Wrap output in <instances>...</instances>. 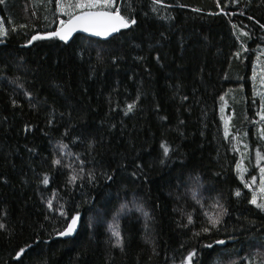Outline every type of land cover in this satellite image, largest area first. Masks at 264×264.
<instances>
[{
  "label": "trees",
  "instance_id": "16d2710c",
  "mask_svg": "<svg viewBox=\"0 0 264 264\" xmlns=\"http://www.w3.org/2000/svg\"><path fill=\"white\" fill-rule=\"evenodd\" d=\"M132 3L137 23L122 29L123 35L108 40L75 35L68 44L50 39L35 41L28 48L21 45L32 34L59 25V19L53 17L55 0H51V10L48 0H6V6L0 5V23L8 31L5 43L0 44V68H6V78L0 82V211H6L9 224L8 232L0 233V264H17L11 257L26 244L32 248L23 264H173V260L179 264L181 256L192 248L198 250L194 257L197 264H264V238L257 232V228L264 231V216H258L247 203L251 192L244 188L236 170L240 161L247 169L246 180L252 175L259 177L254 152L264 155V141L258 138L264 129L256 115L259 97L254 108L251 80L254 65L257 73L264 70V34L259 24L247 18L252 15L264 23V0H251V7L249 0H239L237 5L230 0H161L158 13L151 11V0ZM193 8L200 11L193 12ZM241 32L251 35L242 36ZM241 44L248 51H243ZM237 51L239 59L233 55ZM98 52L102 62L97 61ZM113 55L121 57L117 66L111 63ZM137 56L145 59L138 62ZM21 61L23 67L18 68ZM14 75L23 77L26 87L38 90L55 108L54 127L46 126L49 112L44 108L33 110L27 101L22 107H12L15 93L8 80ZM138 86L144 95L134 114L109 113V100L113 107L118 104L123 108L135 99ZM256 90L264 91L259 76ZM182 95L188 100L182 102ZM221 95H225L224 101L219 99ZM15 98L23 100L22 95ZM160 116L167 119L161 121ZM178 119L185 124L178 126ZM225 122L230 135L241 140L236 144L239 151L225 141ZM25 125H31V131L26 132ZM75 136H81L83 142L73 143ZM89 139L96 142L94 150L88 148ZM60 140L85 160L99 161L94 188L87 184L66 187L68 169L52 168L54 145ZM161 140L177 149L166 166L158 163ZM28 147H34L36 153L30 154ZM63 159L70 163L73 157ZM122 160L127 161L129 171L134 161L141 162L149 183L143 184V177L132 183L128 172L117 167ZM102 167L110 173L116 170L115 182L105 183L100 178ZM45 173L49 174L47 187L40 183ZM197 180L204 211H216L210 207L213 198L224 197L221 203L230 212L225 217L227 231L222 227L211 235L193 236L205 220L200 205L189 194ZM258 185L257 179L253 187ZM237 189L240 198L231 196ZM48 198L54 204H64L66 217L47 211L42 200ZM133 199L151 217L153 244L144 242L145 219L133 211L121 215L124 249H114L108 224L120 205ZM77 211L80 219L75 235L57 237L54 229L66 228ZM187 213L192 214L193 224L179 227L178 222L187 223ZM46 214L50 219H44ZM216 239L225 240V245L202 247Z\"/></svg>",
  "mask_w": 264,
  "mask_h": 264
},
{
  "label": "snow or ice",
  "instance_id": "6c2138e0",
  "mask_svg": "<svg viewBox=\"0 0 264 264\" xmlns=\"http://www.w3.org/2000/svg\"><path fill=\"white\" fill-rule=\"evenodd\" d=\"M232 5H237L239 0H230ZM0 5L6 6V0H0ZM49 10H51V0H48ZM161 5V0H151V11L159 12L160 8L157 7ZM125 6L127 14H125ZM163 7H169V5H162ZM178 7H183V5H176ZM249 7H251V0H249ZM217 7H220L217 4ZM228 7V5H225ZM136 7L132 3V0H120L119 3L116 0H55V11L53 13L54 19H59V25L55 27L52 31H47L45 33L36 32L32 34L30 39H27L26 43L22 44V48H28L29 46H34L35 41L40 40H50L55 39L63 42L64 44H68L70 38L72 37L73 33L80 31L83 33H87L90 36L98 37L102 39H109L115 38L113 34H120L123 35L122 29H130L133 25L137 23L135 18ZM193 12H199L200 9L193 8ZM209 15H216L214 12L208 13ZM35 15V13H33ZM230 15V13H229ZM241 15H244L241 12ZM60 17H67V19H62ZM159 19H170L171 17H164L159 16ZM248 20L253 21L254 23L259 24V28L261 33L264 34V23H260L259 21L255 20L252 15H249ZM20 27H26L25 25H21ZM236 26L233 25V28ZM247 27V26H246ZM12 31H16L15 28ZM8 35V31L5 29L4 25L0 23V44L5 43V38ZM235 35V33H234ZM240 35H251L247 32H241ZM163 36V33H161ZM264 38V36H262ZM135 47H139V45H135ZM241 49L243 51H248V49L241 44ZM79 55V53H77ZM236 58H240V51H237L233 54ZM121 57L117 55H113L111 58V63L113 66H117ZM135 59L139 61H143L145 57L137 56ZM157 63L160 62V57L156 56L154 58ZM97 61L102 62L103 57L98 52L97 53ZM18 68L23 67V61H21L18 65ZM6 68H0V82H2L5 77ZM146 72H149L148 68H145ZM257 76H259V83L262 88H264V70H261L259 73L256 71V65L253 66L251 80L253 81V100L252 106L257 108V101L256 97H259L258 103V111L256 115L259 116V120L262 124V129H264V91H257L256 90V80ZM227 78V77H225ZM129 79L131 80L132 77L130 76ZM8 83L13 86L15 95H22L23 100L18 101L15 98V95L11 97V105L13 108L22 107L23 102L27 101L29 107L33 110H39L44 108L46 111L49 112L48 119H47V127L51 128L54 127L56 124L55 120V108L48 102L46 98H41L39 95L38 90L30 89L26 87L24 83V78L19 75H14L13 78L8 80ZM115 91V89H114ZM144 93L141 90V87H137V94L134 100L125 104L123 108L117 104L115 107L112 106V101L109 100V113L121 111L123 116L127 117L131 114H134V111L137 109V104L141 100ZM226 95V94H225ZM225 95H221L219 99L221 101L225 100ZM188 97L186 95L181 96V101H187ZM187 110V109H186ZM155 111L159 112L158 105L155 107ZM223 111V109H221ZM61 115H63L61 113ZM159 119L161 121L166 120L167 118L164 116H160ZM185 121L182 119H178V126L184 125ZM112 128H115V124H112ZM31 125H25V131H31ZM179 131V127L175 129ZM69 129H65L63 135H68ZM47 135V133H44ZM204 133L201 132V135ZM224 138L225 141L232 144V150L239 151L236 147V144L241 143V140L238 139V135H230L229 132V125L225 122L224 125ZM179 135L184 137V132L179 131ZM244 137H247V132L243 134ZM259 140L264 141V130L259 132ZM76 142H83L81 136H75L73 138V143ZM235 142V143H233ZM88 148L90 150L95 149V141L93 139H89L87 141ZM245 148H248V144H244ZM160 154L158 156V163L161 166H166L168 161L173 158V153L177 151L176 148H173L172 145L167 140H161L159 144ZM147 150V149H144ZM27 151L30 154H35L36 149L34 147H28ZM88 155H91V151L88 152ZM243 155V153H241ZM71 156L73 160L70 163H65L64 157ZM264 160V155L261 154L260 151H256V167L259 171V177L256 175H252L250 179L246 180L244 178V172L247 171L246 168L242 167L240 161L236 162V170L238 171V179H240L241 183L244 185V188L248 189L251 192V197L247 199V203L254 207L257 210L258 216H264V165L261 164V161ZM99 161H96L95 158L92 160H85L84 155L81 153H74L69 150V145L64 143L63 140L58 141L54 145V150L52 153L51 159V166L53 169H64L67 168L68 172L66 174L67 181L66 187L71 185H76L79 188H83L85 184L90 187H95L97 183V175H96V164ZM89 164H92L93 167H88ZM118 169L124 170L128 172L129 179L132 183H136L143 177L142 183L147 184L149 183V178L147 173L143 169V165L141 162L134 161L131 170L129 171L127 167V161L122 160L118 163ZM219 176V173H216ZM105 183L108 182H115L116 178V170L113 172H109L106 167L101 168V177ZM257 179L259 180V185L257 188H254L253 185L256 184ZM79 181V184L77 182ZM6 183V181H4ZM45 187L49 185V174H43V178L40 181ZM179 187V186H178ZM200 185L197 180V183L194 187L189 189L190 198L195 201L197 205H200L202 209V213L205 217V220L201 224V228L199 232H194L193 236H200L201 233L205 235H211L214 231L220 232L221 228L224 227L225 231H227L225 225L227 221L225 217L230 215L229 208L226 204L221 203V200L224 198L223 196H218L213 198V201L210 205L212 209H215L214 212L204 211V205L202 203L203 197L200 192ZM242 195L239 189L234 190L231 193V196L236 198H240ZM88 202H92L89 200ZM42 203L45 204L47 211L54 215H59L61 217H66L65 207L63 203H56L52 198H48L46 200H42ZM79 207V206H77ZM135 211L142 215L145 219V232L143 233L144 242L146 244H153L154 236L153 230L149 226V221L151 217L149 213L144 211L143 206L136 200L133 199L126 203H122L117 209L112 217V222L108 224V232L110 233L109 242L111 243L112 248L120 249L123 251L124 249V239L123 234L121 232L120 227V217L122 214H129ZM182 215H185L183 212ZM0 217H3V221H0V233L8 232L9 224L7 223V213L6 211H0ZM45 220L50 219V217L46 214L44 217ZM80 219V213L77 211L76 214L71 216V221L67 223V227L62 230L54 229V233L57 237H69L73 234L74 230L77 227L78 221ZM187 223H183V221L178 222V226L182 228H188L189 225L193 224V216L191 213L186 214ZM239 219V218H238ZM251 223H255L252 221ZM91 227V223H90ZM248 229H245V233L247 234ZM257 232L261 233V237L264 238V231H261L260 228H257ZM232 238V237H230ZM199 242V241H198ZM47 243V241H45ZM226 241L223 239H216L213 243H205L202 245L204 248L211 249L215 245H225ZM32 248L31 244H26L25 246H21L18 250L14 251L11 259L16 261L17 264H23L24 258L27 256L29 250ZM181 248H184V245H181ZM155 251V249H154ZM198 255V250L196 248H192L191 250L187 251V255H182L179 261V264H197L194 257ZM39 264H47V261H40ZM173 264L175 261L173 260ZM231 264H236L235 261H232Z\"/></svg>",
  "mask_w": 264,
  "mask_h": 264
},
{
  "label": "water",
  "instance_id": "95a60500",
  "mask_svg": "<svg viewBox=\"0 0 264 264\" xmlns=\"http://www.w3.org/2000/svg\"><path fill=\"white\" fill-rule=\"evenodd\" d=\"M75 35H79V36H84V37H87V38H91V39H96V40H105V39H102V38H98V37H93V36H90L89 34L87 33H83V32H80V31H77L75 33H73L72 37L70 38V40L75 36ZM114 36L117 35V34H113ZM110 39V38H109ZM108 40V39H107ZM77 231V227L76 229L74 230L73 234L69 237H64V238H71L75 235Z\"/></svg>",
  "mask_w": 264,
  "mask_h": 264
},
{
  "label": "bare ground",
  "instance_id": "6f19581e",
  "mask_svg": "<svg viewBox=\"0 0 264 264\" xmlns=\"http://www.w3.org/2000/svg\"><path fill=\"white\" fill-rule=\"evenodd\" d=\"M217 7V6H216ZM230 59V58H229ZM247 60V59H246ZM245 61V60H244ZM237 68V67H236ZM243 77V76H242ZM239 87V86H238ZM257 98V97H256ZM251 100V99H250ZM231 101V100H230ZM231 109V108H230ZM231 115V114H230ZM231 118V117H230ZM233 120H235L234 118H233ZM230 122V121H229ZM221 124V123H220ZM232 124V123H231ZM240 125V124H239ZM232 127V126H231ZM245 131V130H244ZM256 134V133H255ZM257 147V146H256ZM242 158V157H241ZM244 162V161H243ZM247 178V177H246ZM78 225V224H77ZM78 227V226H77ZM59 238H63V239H67V238H64V237H59Z\"/></svg>",
  "mask_w": 264,
  "mask_h": 264
},
{
  "label": "rangeland",
  "instance_id": "374dc122",
  "mask_svg": "<svg viewBox=\"0 0 264 264\" xmlns=\"http://www.w3.org/2000/svg\"><path fill=\"white\" fill-rule=\"evenodd\" d=\"M256 151L257 150H255V152H254V163L256 162Z\"/></svg>",
  "mask_w": 264,
  "mask_h": 264
}]
</instances>
